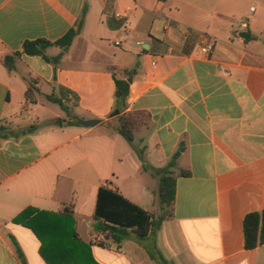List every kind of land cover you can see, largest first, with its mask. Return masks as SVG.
<instances>
[{
	"label": "crops",
	"instance_id": "crops-1",
	"mask_svg": "<svg viewBox=\"0 0 264 264\" xmlns=\"http://www.w3.org/2000/svg\"><path fill=\"white\" fill-rule=\"evenodd\" d=\"M80 20L71 46L24 54V42H56ZM211 40L214 50L195 57ZM116 79L130 83L123 111ZM134 111L150 115L136 131L158 161L150 168L180 154L174 217L156 238L164 257L264 264V245L246 249L243 226L264 210L263 0H0V264H47L33 231L12 221L28 207L69 205L98 264H157L149 240L131 232L117 245L94 230L101 187L150 213L152 170L119 133V116Z\"/></svg>",
	"mask_w": 264,
	"mask_h": 264
},
{
	"label": "trees",
	"instance_id": "trees-1",
	"mask_svg": "<svg viewBox=\"0 0 264 264\" xmlns=\"http://www.w3.org/2000/svg\"><path fill=\"white\" fill-rule=\"evenodd\" d=\"M84 22L80 20L62 39L56 42L46 40L26 41L23 52L28 56H42L46 58L45 51L49 47L67 48L82 32ZM10 57L5 58L9 63ZM116 102L120 111L126 110L130 92V83L126 80L116 79ZM33 90L30 86L26 96L33 100ZM60 105V101H56ZM150 115L144 111L125 112L119 116V133L132 145L144 159L143 151L134 144V133L141 127L148 126ZM75 124L76 121H72ZM0 127V131H4ZM180 154L175 153L164 168L152 170L160 178L159 202L160 214L147 213L140 207L133 205L116 190L101 187L98 192V202L94 219L100 221L99 233L106 240H112L121 245L126 237L134 232L141 240H149L147 251L157 264H172L157 248L156 238L163 223L174 217L176 201V176L174 169H178ZM181 177H189L191 173L180 170ZM29 228L41 242L40 255L47 264H98L93 256L92 244L83 241L77 230L74 218L73 205H69L61 212H50L34 207L23 210L12 221ZM245 248L252 250L264 245V210L248 213L244 219ZM59 255H67L72 260L62 259Z\"/></svg>",
	"mask_w": 264,
	"mask_h": 264
},
{
	"label": "rangeland",
	"instance_id": "rangeland-1",
	"mask_svg": "<svg viewBox=\"0 0 264 264\" xmlns=\"http://www.w3.org/2000/svg\"><path fill=\"white\" fill-rule=\"evenodd\" d=\"M261 1V0H258ZM264 1V0H263ZM255 6H257L258 8H260V4L258 2L254 3ZM53 106L60 108L59 104L57 103H53ZM65 115V114H64ZM145 130H142L141 132H136L134 135V138L136 140V144L135 146L137 147V149L143 151L144 153V159L142 160L140 158V154L139 151L137 152L134 148V151L136 152L138 158L140 159V163L143 165V169L144 167H151L152 166H157L158 161H147L146 158V147L145 145H142L140 138L144 135ZM124 143L127 145V147H130L129 143L123 138ZM145 171V170H144ZM144 177L148 180V184L151 188L152 194L149 196V198H147L148 204L147 202L145 204H147V209L150 213L152 214H160V202H159V186H160V178L157 176L155 177V175L153 173L150 172H146L144 173ZM81 228L84 229V225L81 224Z\"/></svg>",
	"mask_w": 264,
	"mask_h": 264
},
{
	"label": "built area",
	"instance_id": "built-area-1",
	"mask_svg": "<svg viewBox=\"0 0 264 264\" xmlns=\"http://www.w3.org/2000/svg\"><path fill=\"white\" fill-rule=\"evenodd\" d=\"M251 11L254 12L255 9L251 8ZM116 18L118 19H123V15L118 13L116 14ZM236 22L243 28H248L249 23L246 20H240V19H235ZM215 48V40H211L208 42H203L199 45L198 49L196 50L194 56L195 57H206L208 56ZM155 64V63H154Z\"/></svg>",
	"mask_w": 264,
	"mask_h": 264
},
{
	"label": "water",
	"instance_id": "water-1",
	"mask_svg": "<svg viewBox=\"0 0 264 264\" xmlns=\"http://www.w3.org/2000/svg\"><path fill=\"white\" fill-rule=\"evenodd\" d=\"M118 114V112L116 113ZM78 123H80L81 125H84V126H87V127H93V126H96L98 125L99 123H101L100 120H87V121H84V120H80V119H77ZM94 230L96 232L99 231V222H96V224L94 225Z\"/></svg>",
	"mask_w": 264,
	"mask_h": 264
}]
</instances>
